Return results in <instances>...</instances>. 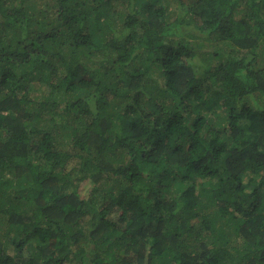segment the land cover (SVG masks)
Wrapping results in <instances>:
<instances>
[{
  "label": "trees",
  "instance_id": "1",
  "mask_svg": "<svg viewBox=\"0 0 264 264\" xmlns=\"http://www.w3.org/2000/svg\"><path fill=\"white\" fill-rule=\"evenodd\" d=\"M0 264H264V0H0Z\"/></svg>",
  "mask_w": 264,
  "mask_h": 264
},
{
  "label": "rangeland",
  "instance_id": "2",
  "mask_svg": "<svg viewBox=\"0 0 264 264\" xmlns=\"http://www.w3.org/2000/svg\"><path fill=\"white\" fill-rule=\"evenodd\" d=\"M35 84H38V83H35ZM35 84H33V85H35ZM35 86H36V85H35ZM41 88H42V86L39 87V91L42 90ZM45 88H46V87H45ZM44 90H45V89H44ZM72 164H74V162L71 163L70 166H69L68 168H70ZM91 186H92V185H91ZM91 186H90V184L87 183V182H86V183L84 182V183H82V185H81V192H82V195L85 196L86 198H88V197L90 196L89 190L92 189Z\"/></svg>",
  "mask_w": 264,
  "mask_h": 264
}]
</instances>
